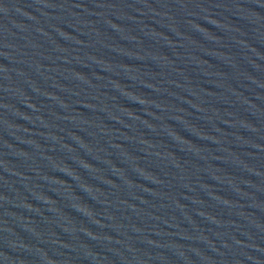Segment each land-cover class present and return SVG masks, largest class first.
Instances as JSON below:
<instances>
[{"label": "water", "instance_id": "water-1", "mask_svg": "<svg viewBox=\"0 0 264 264\" xmlns=\"http://www.w3.org/2000/svg\"><path fill=\"white\" fill-rule=\"evenodd\" d=\"M0 264H264V0H0Z\"/></svg>", "mask_w": 264, "mask_h": 264}]
</instances>
